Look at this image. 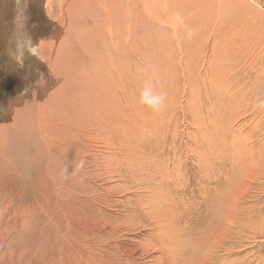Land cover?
Listing matches in <instances>:
<instances>
[{
	"label": "rangeland",
	"instance_id": "rangeland-1",
	"mask_svg": "<svg viewBox=\"0 0 264 264\" xmlns=\"http://www.w3.org/2000/svg\"><path fill=\"white\" fill-rule=\"evenodd\" d=\"M91 2L0 0V264H264V0Z\"/></svg>",
	"mask_w": 264,
	"mask_h": 264
},
{
	"label": "bare ground",
	"instance_id": "bare-ground-1",
	"mask_svg": "<svg viewBox=\"0 0 264 264\" xmlns=\"http://www.w3.org/2000/svg\"><path fill=\"white\" fill-rule=\"evenodd\" d=\"M68 1V10H66V12H67V19H69L71 16H73V13H75L77 10H79V9H82V8H80L81 6H82V4L84 5V2L85 1H87L88 2V0H67ZM119 2V0H93V2H91L89 5H91L92 7H95L93 10H96L97 11V13L100 15V17H98V18H96L94 21H95V25H94V27L92 28V35L95 37V38H97V40H104L103 39V37H104V35L107 33V34H109L111 37H112V39H114L115 37H117L118 36V32H119V27H118V24H117V21H116V16H115V11L113 10V7H115L116 5H117V3ZM194 3H196V2H194ZM205 3V2H204ZM109 4H111V8H110V6H109ZM86 5V4H85ZM89 5H88V7H89ZM90 6V7H91ZM204 6V5H203ZM90 7H89V9H90ZM91 7V8H92ZM83 10V9H82ZM90 10H92V9H90ZM90 10H87V11H90ZM88 13H90V14H97V13H94V11L93 12H88ZM192 20V19H191ZM70 31H68V33H69ZM71 33V32H70ZM87 36L88 37H91V34L90 33H87ZM55 44L53 43L52 44V48H53V51H52V53L51 54H49L48 55V59H49V61H51V62H54L53 64H52V68H53V70H55V68H57L56 67V63H55V60L57 59V57L56 56H54V55H56V53L58 52V49H59V47H58V45L61 43V40H60V38H56L55 39ZM107 47H108V45L107 44H105ZM109 45L111 46L112 45V42L111 43H109ZM54 54V55H53ZM74 63V62H73ZM73 65V64H72ZM71 67V66H70ZM74 67V66H73ZM76 67H77V65H76ZM75 68V67H74ZM73 69V68H72ZM77 69V68H76ZM57 70V69H56ZM77 72H79V71H77ZM76 72V73H77ZM73 73V72H72ZM75 73V74H76ZM81 76V75H80ZM68 80V79H67ZM71 83V82H70ZM79 83V82H78ZM77 93H75V95H76ZM78 95V94H77ZM80 96H82L80 99L81 100H83V95H80ZM79 96V97H80ZM78 97V96H77ZM41 98V97H40ZM30 102V101H29ZM29 102H26V104H30ZM36 103V102H35ZM39 103H42V102H39ZM39 103L37 104L38 106H39ZM41 105V104H40ZM43 106V105H42ZM20 107V106H19ZM40 111V108L38 107V109H37V113H36V118H37V120L36 121H38V124L37 123H35V125L37 124V125H39V128H40V130L41 129H43L45 126H47L48 127V122L46 121V120H44V116H40V114L38 113ZM56 114V113H55ZM30 117V116H29ZM57 117V116H56ZM56 117L54 116V119L53 120H55L56 119ZM61 118V117H60ZM62 118H64L63 116H62ZM49 120V119H48ZM52 120V121H53ZM6 122V121H5ZM53 123V122H52ZM61 123H63L62 121H58L57 122V125H60ZM68 123V122H67ZM3 124V123H2ZM8 124V123H7ZM21 124V123H20ZM6 126L7 125H1L0 126V134H4V132H5V129H6ZM32 126V125H31ZM53 126V125H52ZM35 127V126H34ZM31 128V127H30ZM38 128V127H37ZM51 129V128H50ZM32 130V129H31ZM45 130V129H44ZM49 132V131H48ZM47 132V133H48ZM40 133H42V130L40 131ZM39 133V134H40ZM49 134V133H48ZM47 134V135H48ZM84 137V136H83ZM53 137H52V135H48L46 138H45V140H44V142L46 143V144H50V143H53L54 142V140L52 139ZM44 139V138H43ZM62 140V139H61ZM76 140V139H75ZM57 141V140H56ZM62 142V141H61ZM76 142V141H75ZM60 143V142H59ZM45 144V145H46ZM42 145V144H41ZM67 145V144H66ZM47 146V145H46ZM60 146V145H59ZM65 146V145H64ZM83 146V145H82ZM48 147V146H47ZM52 149V148H51ZM50 148H49V150H51ZM59 150V149H58ZM85 153V152H84ZM60 154V153H59ZM80 164V163H79ZM74 238V237H73ZM103 240V239H102ZM177 247V246H176ZM141 248V247H140ZM106 249V248H105ZM157 249V248H156ZM174 249V248H173ZM173 252V251H172ZM180 252V251H179ZM180 253H182V252H180ZM180 258V257H179ZM204 262V261H203ZM97 264V263H96ZM100 264V263H99Z\"/></svg>",
	"mask_w": 264,
	"mask_h": 264
},
{
	"label": "clouds",
	"instance_id": "clouds-1",
	"mask_svg": "<svg viewBox=\"0 0 264 264\" xmlns=\"http://www.w3.org/2000/svg\"><path fill=\"white\" fill-rule=\"evenodd\" d=\"M140 101L154 112H160L164 106L165 94L155 92L150 85H146L141 91ZM83 163L84 162L82 160L77 166L78 170L83 167ZM65 172H67V169H65Z\"/></svg>",
	"mask_w": 264,
	"mask_h": 264
},
{
	"label": "crops",
	"instance_id": "crops-1",
	"mask_svg": "<svg viewBox=\"0 0 264 264\" xmlns=\"http://www.w3.org/2000/svg\"><path fill=\"white\" fill-rule=\"evenodd\" d=\"M31 43H29V46H30ZM31 47V46H30Z\"/></svg>",
	"mask_w": 264,
	"mask_h": 264
}]
</instances>
